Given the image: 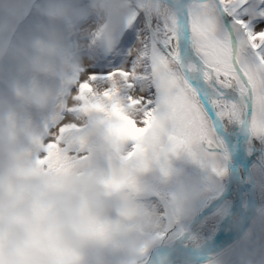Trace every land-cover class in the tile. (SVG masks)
<instances>
[{"label": "clouds", "instance_id": "obj_1", "mask_svg": "<svg viewBox=\"0 0 264 264\" xmlns=\"http://www.w3.org/2000/svg\"><path fill=\"white\" fill-rule=\"evenodd\" d=\"M30 3L8 0L7 7ZM186 7V0H43L39 34L0 41V62L17 73L0 90V264H148L165 219L194 217L199 196L179 177L172 181L175 153L166 140H154L150 129L128 135L137 120L128 82L115 75L110 88L72 92L80 60L74 41L87 22L95 25L92 45H111L137 17L167 21ZM186 65L174 68L184 73ZM62 111L78 123L60 125L55 144L41 139L33 116L54 123ZM153 197L162 209L150 205ZM152 264L176 262L157 252Z\"/></svg>", "mask_w": 264, "mask_h": 264}, {"label": "snow or ice", "instance_id": "obj_2", "mask_svg": "<svg viewBox=\"0 0 264 264\" xmlns=\"http://www.w3.org/2000/svg\"><path fill=\"white\" fill-rule=\"evenodd\" d=\"M186 3L185 11L167 21L137 17L131 25L137 33L135 64L112 75L123 77L129 88L141 85L128 102L137 110L135 124L148 128L129 122L132 139L150 129L172 153L182 150L197 159L196 148L222 149L221 124L245 125L252 136L264 137V0ZM181 61L187 62L184 73L174 68ZM90 88L80 83L77 95Z\"/></svg>", "mask_w": 264, "mask_h": 264}, {"label": "rangeland", "instance_id": "obj_3", "mask_svg": "<svg viewBox=\"0 0 264 264\" xmlns=\"http://www.w3.org/2000/svg\"><path fill=\"white\" fill-rule=\"evenodd\" d=\"M7 2L8 0H0V41L18 42L31 35L39 34L43 20L38 13V9L42 5L43 0H31L28 7L15 12L8 9ZM147 20L145 19V23H147ZM94 27L95 25L91 21L87 22L83 26L82 35L74 41L80 48L79 70L76 83L72 87L74 94H78L79 84L82 82H88L98 89L110 88L114 77L113 73L118 70H130L135 64V57L131 54V50L137 46V33L133 31L131 26L122 30L111 45L105 44L102 46L91 44V32ZM16 75L15 66L11 62H0V90L5 89L6 82ZM140 87L141 85L138 81L134 82L133 87L126 89L127 95H135L137 88ZM33 123L41 139L47 141L52 138L54 132H57L60 125L78 123V121L73 113L62 111L57 114L54 123L42 120L35 115L33 116ZM136 126L144 127V124L142 121H138ZM223 126L228 133H231L236 138V133L240 131L242 125L223 124ZM244 137H247L250 141L247 151L249 157L248 165L241 164L244 179L249 182L248 174L252 176L256 184L258 200L259 203H262V207L252 219L248 230L239 241L233 247L221 252L218 256L219 259L215 256L209 258L211 264H218V261L224 257H239V255L235 256L238 252L242 254V264H264V137L253 136L257 140L256 144H254L252 135L248 134ZM194 151L197 152V159H193L184 151L177 164L169 162L172 181L179 177L186 188L198 194V201L206 198V202H208L211 198L209 194L217 193V190L221 188L222 175L226 169L225 154L221 150L217 152L204 148H196ZM249 164L250 171L248 172ZM228 197L231 201L226 213L219 221L217 238L221 241L237 229V225L241 224L243 220V214L247 213L250 206V200L245 191H243V196L240 200L241 206L238 209L234 208L233 211H231L233 198L230 194H228ZM149 203L153 207H159L160 209L163 207L160 200L156 197H153ZM193 219H181L178 228L183 225L184 227L178 232L177 228H172L175 219L166 218L165 223L168 225V230L157 247L171 243ZM202 224L203 219L201 218L196 229L190 231L188 235H193V233L199 231ZM184 237L181 240V244L186 247L183 244Z\"/></svg>", "mask_w": 264, "mask_h": 264}, {"label": "water", "instance_id": "obj_4", "mask_svg": "<svg viewBox=\"0 0 264 264\" xmlns=\"http://www.w3.org/2000/svg\"><path fill=\"white\" fill-rule=\"evenodd\" d=\"M250 132L247 130V127L245 125L241 126L240 131L236 133V138L235 142L233 145H230L228 138H227V130L224 128L223 124H221L217 130V136L219 137L220 142L222 143V151L225 153L226 156V161L229 169V175L230 172H233L235 175L239 185L242 187L243 191H245L248 195V198L250 202L252 203V208L251 211L248 213V215L245 217V219L242 220L241 224L239 227L231 234L229 235L226 239H224L221 242H217L215 240L214 244L210 247L207 246H200L198 248H190V247H185L180 244V241L184 237V235L188 231V227L190 225L187 224L186 227L177 235V237L173 240L175 243L166 249L165 251L162 252H172L176 248H182L186 251V257L190 258L191 263H194L199 260L207 259L216 256L220 252L224 251L225 249L229 248L231 245H233L247 230L250 222L256 215V213L260 210L261 205L257 204V196H256V189L254 186V181L252 179V176L248 174V179L249 183L252 185V189L248 190L245 188L246 181L241 173L240 169V162L238 161V155H237V144L240 141L241 137H244L248 135ZM184 151H177L174 155L170 154L169 155V162L173 164H177L183 154ZM248 172L250 171L249 167L247 168ZM229 175H228V180L227 183L225 184L224 188L220 191L222 193L221 198L212 206L205 208L206 204L202 207L200 212L196 215L195 218L199 217L202 218L205 212L210 210L211 208L215 207L226 195H228V185H229ZM194 218V219H195ZM193 219V220H194ZM192 220V221H193ZM191 221V222H192ZM156 255V254H155ZM155 255H153V250H151L147 256L148 259V264H152V260L154 259ZM185 257V258H186ZM176 262V264H183V260H173Z\"/></svg>", "mask_w": 264, "mask_h": 264}, {"label": "bare ground", "instance_id": "obj_5", "mask_svg": "<svg viewBox=\"0 0 264 264\" xmlns=\"http://www.w3.org/2000/svg\"><path fill=\"white\" fill-rule=\"evenodd\" d=\"M227 138H228L230 145H233L235 142L234 136L231 133H227ZM249 142H250L249 139L247 137H244L237 144L238 161L244 165H248L247 163H248L249 157H248L247 151H248ZM245 188L248 190H251L252 185L249 182H246ZM227 192H228L227 194H230L233 198V204L231 207V211H233L234 208L238 209L241 206L240 200L243 196V189L239 185V183H238L235 175L233 174V172H230V175H229V185H228V191ZM221 196H222V193H219L217 195L212 196L210 198L209 202L207 203V205L205 206V208H208V207L214 205L221 198ZM251 208H252V203L250 202L249 210L247 211V213H249ZM247 213L243 214V217H242L243 219L247 215ZM200 219L201 218L197 217L195 220H193L190 223V225L188 227V231L186 234H190L189 233L190 231H193L196 229V227L199 225ZM239 225H237V226L239 227ZM238 227H236V228H238ZM174 243L175 242L172 241L169 244L157 247L155 250H153V255H155L157 252L165 251L166 249L171 247ZM212 245H213L212 241L208 242V244H207V246H212ZM170 256L173 260H176V261L183 260L186 257V251L182 248H176L174 251L170 252Z\"/></svg>", "mask_w": 264, "mask_h": 264}, {"label": "trees", "instance_id": "obj_6", "mask_svg": "<svg viewBox=\"0 0 264 264\" xmlns=\"http://www.w3.org/2000/svg\"><path fill=\"white\" fill-rule=\"evenodd\" d=\"M256 142L257 140L254 138V144H256ZM227 171H228V168L226 165V169L222 175L221 188H219L217 192L222 189V187L224 186L226 182ZM206 201H207L206 198L201 201H198L196 209H195V215L199 212V210L201 209V207ZM230 201L231 199L229 197H225L216 207H214L213 209L205 213L203 217V226L201 228V232L197 236L194 234L193 235L191 234V236H194L196 238L197 244L202 243L205 240V238H210L217 232L219 228V221L223 218L224 214L226 213ZM181 219L175 220V223L177 224L178 232L184 227L183 225L178 228L179 223L181 222ZM188 236L184 240L185 245L190 246V247H195L192 243L188 241L187 239Z\"/></svg>", "mask_w": 264, "mask_h": 264}, {"label": "flooded vegetation", "instance_id": "obj_7", "mask_svg": "<svg viewBox=\"0 0 264 264\" xmlns=\"http://www.w3.org/2000/svg\"><path fill=\"white\" fill-rule=\"evenodd\" d=\"M241 173H242V175H243V169L241 168ZM227 177H228V171H227ZM243 177H244V175H243ZM226 180H227V178H226ZM256 185V184H255ZM255 189H256V186H255ZM256 192H257V190H256ZM257 200H258V195H257ZM222 201V200H221ZM262 203H259V200H258V205H261ZM261 207H262V205H261ZM208 212V211H207ZM205 215V214H204ZM204 217V216H203ZM203 217H202V219H203ZM202 226H203V224H202ZM202 226H201V228H202ZM172 228H177V224L176 223H174V225H173V227ZM201 228H200V230L199 231H197V232H195L194 233V235H198L200 232H201ZM170 230V229H169ZM218 231H219V229L217 230V232L212 236V237H210V238H205V240L202 242V243H198V247H200V246H202V245H205V243L206 244H208V242H210V241H212L213 243L215 242V240H217V242H221V240H219L218 238H217V235H218ZM229 236V235H228ZM227 236V237H228ZM226 237V238H227ZM225 238V239H226ZM224 240V239H223ZM222 240V241H223ZM208 241V242H207ZM233 245H235V243L233 244ZM233 245L231 246V247H233ZM197 246H195L194 248H198ZM230 248V247H229ZM228 248V249H229ZM243 253V252H242ZM220 254H218L217 256H215L216 258H218V256H219ZM239 255V257H234V258H222V259H220L219 261H218V264H242V261H243V258L241 257V255L242 254H239V252L237 253V255H235V256H238ZM219 259V258H218ZM211 261H210V259H203V260H199V261H196V262H194V264H198V263H200V264H211L210 263Z\"/></svg>", "mask_w": 264, "mask_h": 264}]
</instances>
